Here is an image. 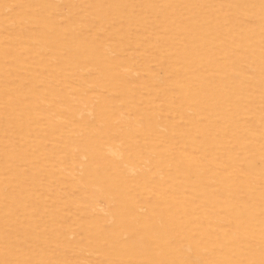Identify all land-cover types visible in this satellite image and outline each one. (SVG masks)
I'll return each instance as SVG.
<instances>
[{
  "label": "rangeland",
  "instance_id": "1",
  "mask_svg": "<svg viewBox=\"0 0 264 264\" xmlns=\"http://www.w3.org/2000/svg\"><path fill=\"white\" fill-rule=\"evenodd\" d=\"M0 264H264V0H0Z\"/></svg>",
  "mask_w": 264,
  "mask_h": 264
}]
</instances>
